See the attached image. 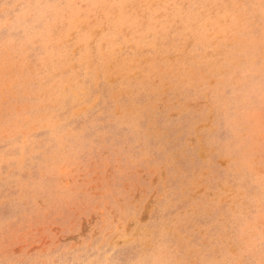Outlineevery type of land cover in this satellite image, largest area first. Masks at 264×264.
Listing matches in <instances>:
<instances>
[{
    "label": "rangeland",
    "instance_id": "rangeland-1",
    "mask_svg": "<svg viewBox=\"0 0 264 264\" xmlns=\"http://www.w3.org/2000/svg\"><path fill=\"white\" fill-rule=\"evenodd\" d=\"M0 264H264V0H0Z\"/></svg>",
    "mask_w": 264,
    "mask_h": 264
}]
</instances>
